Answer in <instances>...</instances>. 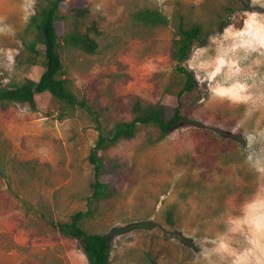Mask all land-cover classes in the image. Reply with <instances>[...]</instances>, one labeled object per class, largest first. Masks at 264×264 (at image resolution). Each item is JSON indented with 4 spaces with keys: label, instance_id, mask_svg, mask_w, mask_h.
<instances>
[{
    "label": "rangeland",
    "instance_id": "1",
    "mask_svg": "<svg viewBox=\"0 0 264 264\" xmlns=\"http://www.w3.org/2000/svg\"><path fill=\"white\" fill-rule=\"evenodd\" d=\"M42 3L0 0V88L44 72V55L29 65L25 45ZM84 7L99 21L97 54L70 47L59 54L70 90L95 115L48 92L36 95V109L0 107V264H88L81 243L56 225L90 210L82 225L108 237L111 264L264 261L250 243L264 248L255 226L264 216V0H66L62 40L72 30L67 11ZM143 9L161 12L167 25H137ZM180 15L207 35L185 64L198 87L180 98L184 120L162 141L142 127L101 153V180L117 195L89 207L96 118L110 129L133 118L138 100L164 106L168 116L178 106L184 77L172 52ZM223 21L230 25L221 30ZM19 123L29 128L13 127ZM221 241L227 251H215ZM249 249L254 254L244 257Z\"/></svg>",
    "mask_w": 264,
    "mask_h": 264
},
{
    "label": "trees",
    "instance_id": "2",
    "mask_svg": "<svg viewBox=\"0 0 264 264\" xmlns=\"http://www.w3.org/2000/svg\"><path fill=\"white\" fill-rule=\"evenodd\" d=\"M43 1L38 14L34 15L30 21L29 28L33 39L26 42L25 45L29 53V65H37L40 55H44V72L37 81L26 79L21 85L0 88V107L6 108L10 104H19L36 109V95L48 92L67 108H79L95 115L87 102L80 100L70 90L59 50L63 47H70L85 54H97L98 38L101 35L99 21L92 15L89 8L68 10L72 30L62 40L58 33V25L65 18L61 15V10L66 4V0ZM134 20L137 25L147 27L165 26L168 23V19L161 12L152 9L136 12ZM228 25H230V21H223L220 24V29L222 30ZM205 36H207L206 31L201 23L190 22L186 20L185 16H179L172 57L177 63L176 72L184 77V86L179 93L178 106L171 116L167 115L162 105L145 104L138 100L132 106L133 118L130 121L117 122L112 128L105 129L96 118V129L99 136L88 157L93 166L94 177L89 207L110 200L117 195V190L113 186L101 180L106 168L101 153L121 142L136 138L142 127L154 128L158 135L151 141L159 142L182 124L184 114L180 98L184 93H191L198 87L194 72L185 64L190 59L195 45ZM41 48H43L42 53ZM93 213V210L86 213L77 212L70 221L58 223L56 227L64 237L81 243L88 264H111V245L108 237L89 233L82 225L83 220L92 216ZM168 221L173 224L171 213L168 215Z\"/></svg>",
    "mask_w": 264,
    "mask_h": 264
},
{
    "label": "clouds",
    "instance_id": "3",
    "mask_svg": "<svg viewBox=\"0 0 264 264\" xmlns=\"http://www.w3.org/2000/svg\"><path fill=\"white\" fill-rule=\"evenodd\" d=\"M29 4L34 3V0H28ZM225 55L227 54L226 52L224 53ZM220 63H223V60L220 59L219 61ZM217 71H219V69H217ZM235 87V86H234ZM238 87L241 89V91H246V86L241 84L238 85ZM251 97L248 96H241L239 97L240 100L243 101H247L249 100ZM259 171H261L262 173H264V167H259ZM257 202H254V204ZM261 205H264V201H260L259 202ZM251 207V206H250ZM256 228L258 231H264V216L258 217L257 221H256ZM250 243H252L256 249H259L261 251L262 254H264V248L261 247V244L259 243L258 240H251ZM228 250V245L225 244L223 241L220 242L219 247L217 249H215V251H227ZM254 252L252 249H249L245 254L244 257H247L249 255H253ZM244 257H242L241 259H244ZM233 264H241V260H235L233 261ZM256 264H264V261H262L259 257L256 258Z\"/></svg>",
    "mask_w": 264,
    "mask_h": 264
},
{
    "label": "crops",
    "instance_id": "4",
    "mask_svg": "<svg viewBox=\"0 0 264 264\" xmlns=\"http://www.w3.org/2000/svg\"><path fill=\"white\" fill-rule=\"evenodd\" d=\"M13 127H16L17 129L22 130V131L29 128L24 123H19L18 125H14Z\"/></svg>",
    "mask_w": 264,
    "mask_h": 264
}]
</instances>
